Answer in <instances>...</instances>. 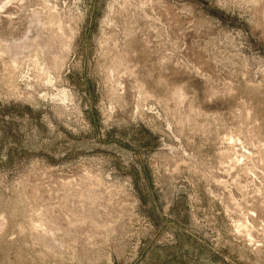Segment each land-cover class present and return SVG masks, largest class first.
<instances>
[{"label": "rangeland", "instance_id": "obj_1", "mask_svg": "<svg viewBox=\"0 0 264 264\" xmlns=\"http://www.w3.org/2000/svg\"><path fill=\"white\" fill-rule=\"evenodd\" d=\"M264 0H0V264H264Z\"/></svg>", "mask_w": 264, "mask_h": 264}, {"label": "bare ground", "instance_id": "obj_2", "mask_svg": "<svg viewBox=\"0 0 264 264\" xmlns=\"http://www.w3.org/2000/svg\"><path fill=\"white\" fill-rule=\"evenodd\" d=\"M264 8V7H263Z\"/></svg>", "mask_w": 264, "mask_h": 264}]
</instances>
